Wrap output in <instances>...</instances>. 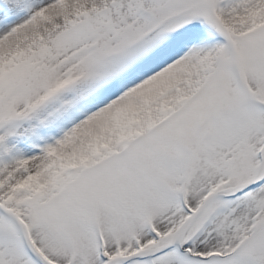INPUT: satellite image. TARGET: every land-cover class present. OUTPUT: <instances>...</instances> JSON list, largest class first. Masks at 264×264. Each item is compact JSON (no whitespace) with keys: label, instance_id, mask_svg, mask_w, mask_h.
<instances>
[{"label":"snow or ice","instance_id":"1","mask_svg":"<svg viewBox=\"0 0 264 264\" xmlns=\"http://www.w3.org/2000/svg\"><path fill=\"white\" fill-rule=\"evenodd\" d=\"M0 264H264V0H0Z\"/></svg>","mask_w":264,"mask_h":264}]
</instances>
